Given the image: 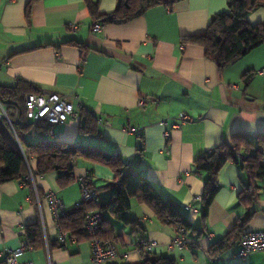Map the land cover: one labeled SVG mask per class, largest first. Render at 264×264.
<instances>
[{
	"label": "crops",
	"instance_id": "crops-1",
	"mask_svg": "<svg viewBox=\"0 0 264 264\" xmlns=\"http://www.w3.org/2000/svg\"><path fill=\"white\" fill-rule=\"evenodd\" d=\"M87 1L40 0L28 17L31 0H0V86L14 87L23 80L43 93L67 97L77 111L81 102V113L96 118L99 134H82L80 118L56 126L48 142L93 146L121 158L131 170L141 171L193 226L187 232L188 247L171 251L168 245L175 228L162 224L150 209L132 200L129 217L140 228L134 230L112 219L119 256L108 264H141L147 254L136 246L142 239L158 243L151 255L169 257L176 264H213L215 260L264 264V253L234 258L244 232L264 230V177L252 178L242 168L246 154L239 156L240 164L230 162L220 171V190L206 218L204 202H195L203 198L208 177L196 170L198 159L230 144L235 135H243L254 145L264 135V75L247 78L264 70V45L221 69L206 57L204 47L182 43L185 36L205 34L214 16L228 12L233 0H183L172 8L158 5L127 24L101 26L99 33L93 32ZM91 1L105 15L118 6V0ZM248 21L252 25L264 22V7L248 14ZM71 41L90 51L68 45ZM142 99L147 101L144 107L139 106ZM181 113L192 121L176 127ZM129 127L136 133H130ZM27 139L44 140L39 134ZM74 175L75 182L65 187L57 172L34 177L28 184L0 185V260L22 246L28 226L39 225L38 243L23 251L19 262L93 264L90 238L68 234L65 242L60 240V225L46 197L55 192L67 213L74 212L82 195L80 181L91 176L106 203L117 189L115 174L108 167L80 159ZM244 191L256 194L255 200L242 202ZM249 213L252 216L242 234L227 250L210 257L212 246Z\"/></svg>",
	"mask_w": 264,
	"mask_h": 264
},
{
	"label": "trees",
	"instance_id": "trees-1",
	"mask_svg": "<svg viewBox=\"0 0 264 264\" xmlns=\"http://www.w3.org/2000/svg\"><path fill=\"white\" fill-rule=\"evenodd\" d=\"M38 1L40 0H31L29 3L28 17H30L32 5ZM181 1L183 0H118L116 10L107 15L100 13L98 3L91 0L87 1V7L94 27L97 24L101 26L127 24L142 17L150 8L158 5L172 8ZM260 7H264V0H233L229 5L228 12L214 16L205 34L185 36L182 38V43L204 47L206 57L224 69L264 45V22L252 25L248 21V14ZM67 44L79 47L85 50V53L90 51V48L79 42L71 41ZM254 75V73H250L246 77L250 79ZM30 93L43 94L33 84L23 80L18 81L14 87L0 86V103L6 108L15 130L14 133L10 123L0 118V185L10 181L25 182L31 172L34 177L57 172L60 174V184L65 187L75 182V164L78 160L83 159L110 168L115 174L117 189L112 193L111 198L106 203L102 201L100 206H97L93 201L84 202L81 207L75 209L76 211L66 213L59 220L60 229L63 232L71 237H78V239L90 238L85 230L86 218L90 212L100 210L104 213L105 220L98 237L116 242L118 237L115 236L112 219L121 224L132 226L134 230L140 228V224L129 217L132 200H136L139 204L150 209L162 224L175 229L181 226L187 232L193 230L192 224L181 210L168 202L141 171L131 170L130 165L121 158L109 155L102 149L93 146L61 141L48 142V138L54 134L56 126L49 125L45 121L28 122L25 100ZM18 112L19 118L16 123ZM81 119L83 120L80 125L82 134L89 136L99 134L95 117L82 112ZM33 134H39L44 140L29 141L27 136ZM17 140L21 146L18 145ZM254 149H256L255 152L251 154ZM263 152L264 135L260 136L257 145H254L246 137L238 134L233 136L230 144L224 143L218 146L195 162L196 170L208 175L202 198L204 218L220 190L218 184L220 171L230 162L240 164L239 156L246 154L242 168L245 166L252 178L261 179L264 177ZM34 162L35 165L32 164ZM91 178L88 176L86 180L89 186L94 188ZM255 197L256 194L244 191L240 195V200L244 203L253 202ZM251 216L252 213H249L241 217L233 231L224 240L212 246L208 252L209 256L214 258L227 250L231 241L242 234ZM40 233L39 225L27 227L24 242L28 249L35 247L39 241ZM141 253L147 254L141 264H176V261L169 257H154L146 250H142Z\"/></svg>",
	"mask_w": 264,
	"mask_h": 264
},
{
	"label": "built area",
	"instance_id": "built-area-1",
	"mask_svg": "<svg viewBox=\"0 0 264 264\" xmlns=\"http://www.w3.org/2000/svg\"><path fill=\"white\" fill-rule=\"evenodd\" d=\"M72 30H76V27L73 26ZM101 25L97 24L93 27L94 33L101 32ZM259 75H264V70L257 71L254 73ZM146 100H141L139 102L140 107H144L146 105ZM25 107L27 112L28 122L39 123L42 121L47 122L52 126L64 125L70 121H76L81 118V110L84 109V105L79 102L80 111L76 110V107L72 101H70L67 97L60 96L57 94H34L30 93L26 96ZM0 118L7 120L14 133L13 122L9 119L6 108L0 103ZM19 112L17 113L18 123ZM177 125L176 127H180L185 123L191 122L192 119L186 114L181 113L177 117ZM168 120L163 122V125H167ZM108 125V123H106ZM128 131L130 133H136L134 128L129 127ZM164 137L166 139L169 138V132H164ZM18 145H20L17 140ZM21 146V145H20ZM84 178L80 181V186L82 189L81 200L76 203L75 209L81 207L84 202L93 201L97 206L102 204V200L98 194V192L90 187L87 180ZM34 181L33 173L26 178L25 184ZM47 200L49 201L51 208L53 210V214L58 221L67 213V208L62 201V199L55 193L50 191L47 194ZM201 197H197L195 202L201 201ZM191 208V206H190ZM105 220V215L102 211L96 210L90 212L85 221V230L86 234L90 236V243L92 246V260L93 264H108L110 261L116 259L119 254L117 251L116 243L112 240L101 239L98 237L99 231L101 229L102 223ZM176 235L172 239V241L168 245V249L174 251L176 249H185L188 247V238L187 231L179 226L175 229ZM68 237V234L63 232L60 229V240L65 242ZM76 241V238H73ZM158 246L157 242H151L147 239H142L136 246L137 251L141 252L142 250H146L151 253V251ZM28 249L26 242L22 243V246L19 249L9 250L7 255L0 260V264H34L33 262H25L21 263L18 261V257L21 255L23 251ZM255 253H264V230L257 231H246L242 235V242L240 249L234 254L235 259H245L249 255ZM213 264H219L214 261Z\"/></svg>",
	"mask_w": 264,
	"mask_h": 264
},
{
	"label": "water",
	"instance_id": "water-1",
	"mask_svg": "<svg viewBox=\"0 0 264 264\" xmlns=\"http://www.w3.org/2000/svg\"><path fill=\"white\" fill-rule=\"evenodd\" d=\"M139 144H140V146H141V142H140Z\"/></svg>",
	"mask_w": 264,
	"mask_h": 264
}]
</instances>
